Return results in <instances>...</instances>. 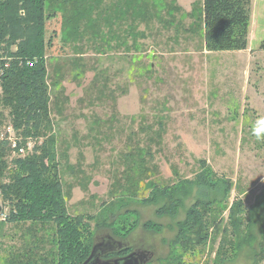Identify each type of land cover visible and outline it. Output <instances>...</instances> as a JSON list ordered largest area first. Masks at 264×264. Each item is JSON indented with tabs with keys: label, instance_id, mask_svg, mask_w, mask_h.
Wrapping results in <instances>:
<instances>
[{
	"label": "rangeland",
	"instance_id": "obj_1",
	"mask_svg": "<svg viewBox=\"0 0 264 264\" xmlns=\"http://www.w3.org/2000/svg\"><path fill=\"white\" fill-rule=\"evenodd\" d=\"M251 9L248 48L211 51L203 0H47L51 116L69 212L98 216L113 196L127 197V205L117 204L116 225L138 221L126 241L151 252L146 264H165L194 198L176 215L158 213L164 199H146L156 186L174 187L203 171L230 179L232 190L217 214L221 232L212 229L206 244L185 251L183 264H264L263 213H250L264 189V0H252ZM2 110L0 131L10 128L23 142L9 109ZM24 139L30 148L12 147L8 161L43 141ZM138 163L149 167L146 175ZM237 199L244 230L250 216L257 237L240 249L230 243L238 240L229 218ZM2 205L0 195V264H54V224L5 222L9 206ZM96 218L101 241L111 232L97 228Z\"/></svg>",
	"mask_w": 264,
	"mask_h": 264
},
{
	"label": "trees",
	"instance_id": "obj_2",
	"mask_svg": "<svg viewBox=\"0 0 264 264\" xmlns=\"http://www.w3.org/2000/svg\"><path fill=\"white\" fill-rule=\"evenodd\" d=\"M46 3L47 0H0V126L4 123L3 106L9 109L12 123L23 137V142L29 136L43 138L33 153L11 161H8L7 156L13 151L12 146L0 140V195L6 206H9L4 221L41 223L44 226L54 224L57 235V258L54 257V264H82L88 258L97 238L91 223L96 217L97 228H108L111 236L124 242L120 251L109 253L105 258L127 254L132 247L125 244L126 240L139 226L138 221L129 229L116 225L117 204L127 205V197L113 196L104 204L106 207L98 216L73 215L66 203L56 150L57 136L51 116L48 55L54 35H47V21L51 15L46 13ZM251 6L252 0H203L206 48L211 51L248 48ZM261 48L264 49V40ZM23 142L19 141V146H25ZM135 168L139 174L146 175L149 167L138 163ZM135 168L134 164L127 166L132 172ZM212 176L203 171L194 180H182L174 187L161 189L156 186L153 196L146 199L147 202L155 203L164 199L158 213L176 215L185 204V198H194L185 219L177 223L179 230L171 243L165 264H183L185 251L206 244L212 229L215 233L221 232L222 219L218 220L217 214L220 209L223 210L224 204L225 209L228 206L232 181L226 177ZM131 179L127 175L126 180ZM3 212L0 211L1 214ZM242 212L243 201L237 199L230 206L229 218L233 225L232 231L238 237V240H231L230 243L232 246L237 245L238 249L248 239L257 240L250 225L254 215L263 213L261 231L264 232V189L258 195L253 211H250V221L245 230ZM144 226L162 229L161 225L154 222H146ZM222 231L227 234L228 228ZM242 232L246 233L244 238H241ZM261 244L264 252V241ZM179 248H183V253H177ZM257 255L260 256L259 253ZM44 260L49 263L46 258ZM11 263L15 264L14 261Z\"/></svg>",
	"mask_w": 264,
	"mask_h": 264
},
{
	"label": "water",
	"instance_id": "obj_3",
	"mask_svg": "<svg viewBox=\"0 0 264 264\" xmlns=\"http://www.w3.org/2000/svg\"><path fill=\"white\" fill-rule=\"evenodd\" d=\"M124 242L116 240L111 234L99 241L95 240L93 249L88 258L82 264H146L145 254L133 250L132 252L115 258H104L103 256L114 251L117 246L122 247Z\"/></svg>",
	"mask_w": 264,
	"mask_h": 264
},
{
	"label": "built area",
	"instance_id": "obj_4",
	"mask_svg": "<svg viewBox=\"0 0 264 264\" xmlns=\"http://www.w3.org/2000/svg\"><path fill=\"white\" fill-rule=\"evenodd\" d=\"M14 135L15 137H11V135ZM11 141V144H13L14 146H12L13 148H17L19 151H24L26 150V148H30V145L27 147L26 146H19V137L16 136V133L12 130V129H8V131H0V140H5L7 139Z\"/></svg>",
	"mask_w": 264,
	"mask_h": 264
},
{
	"label": "flooded vegetation",
	"instance_id": "obj_5",
	"mask_svg": "<svg viewBox=\"0 0 264 264\" xmlns=\"http://www.w3.org/2000/svg\"><path fill=\"white\" fill-rule=\"evenodd\" d=\"M125 244L128 245V246H131V247H132V250L129 251L128 253L132 252L133 250H137L138 252L144 253V254H145V259H147V260H148L149 256L151 255V252H150L148 249H139V248L136 249L137 247H133L131 244H129V241H126ZM122 246H123V245H122ZM121 248H122V247L117 246V247L115 248V250L112 251V252H110V253L118 252V251L121 250ZM128 253H127V254H128ZM108 254H109V253H108ZM108 254H106V255H108ZM106 255H104L103 257L105 258ZM124 255H126V254L112 255V256L109 257V258L120 257V256H124Z\"/></svg>",
	"mask_w": 264,
	"mask_h": 264
}]
</instances>
